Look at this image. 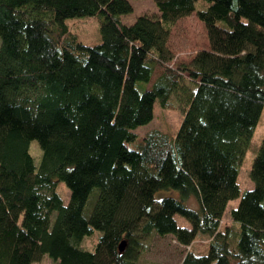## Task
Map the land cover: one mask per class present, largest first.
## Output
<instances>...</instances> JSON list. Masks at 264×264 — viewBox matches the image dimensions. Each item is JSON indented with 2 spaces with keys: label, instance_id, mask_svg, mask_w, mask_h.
<instances>
[{
  "label": "trees",
  "instance_id": "trees-1",
  "mask_svg": "<svg viewBox=\"0 0 264 264\" xmlns=\"http://www.w3.org/2000/svg\"><path fill=\"white\" fill-rule=\"evenodd\" d=\"M198 1L155 0L159 15L127 25L130 0H0V264L44 254L57 264H136L152 234L184 246L208 240L181 264H264V138L254 188L221 228L264 109V0ZM193 12L209 45L173 67L170 25ZM87 16L100 22L96 45L67 24ZM173 98L184 110L173 136L134 132L157 100L172 109ZM170 189L180 198H156ZM192 196L198 210L185 203ZM95 229V249L82 248Z\"/></svg>",
  "mask_w": 264,
  "mask_h": 264
},
{
  "label": "rangeland",
  "instance_id": "rangeland-1",
  "mask_svg": "<svg viewBox=\"0 0 264 264\" xmlns=\"http://www.w3.org/2000/svg\"><path fill=\"white\" fill-rule=\"evenodd\" d=\"M133 6V12L123 15L122 20L125 24H132L136 18L140 15H159V10L155 4V0H130ZM203 0L198 1V5ZM67 24L71 31L77 35L78 40L86 45H96L102 41L100 32V22L95 16L79 17L68 19ZM209 45L206 28L203 22L198 18L195 12L190 15L178 18L170 25V36L168 39V46L171 49L174 59L170 65L177 67L180 63L188 62L195 55V53L201 49L207 48ZM163 66L157 65L153 77V81L162 73ZM144 83H140V87L143 88ZM175 106L170 108H164L157 100L155 103V116L153 120L146 124L137 127L134 132L139 136H145L153 130H161L171 136H173L179 129L183 117L184 110L173 98ZM264 138V109L261 118L257 124L255 132L251 138L248 149L246 151L243 163L239 170L238 183L240 188V196L236 199L229 201L221 222V228L224 229L226 225H232L231 210L236 208L240 202L243 193L247 190L254 188V182L251 178V170L254 159L256 158L259 149L261 147ZM127 146L131 149H137V141L127 142ZM29 151L34 158L35 164L38 166L42 158V149L37 140H33L30 143ZM57 191L63 198L65 204L69 202L70 190L64 182H59ZM98 195V189L95 188L92 196ZM166 196H172L180 198L178 191L174 189L160 190L156 193V198H163ZM89 198V199H90ZM186 205L190 208L199 209L197 199L190 197L186 202ZM89 205V201H88ZM86 206V212L89 214L92 210H88ZM56 213L52 215L54 219ZM178 224L181 226H189V222L181 216L177 217ZM101 231L94 230V233L90 236H86L81 244V247L93 251L95 245L98 243L101 236ZM208 240L205 238L198 239L191 246H184L180 244L172 235L159 236L152 234L144 241V250L142 254L137 258L136 264H181L185 255L189 251L201 253L206 250ZM32 264H57V262L51 258L48 254H44L43 257L33 262Z\"/></svg>",
  "mask_w": 264,
  "mask_h": 264
},
{
  "label": "water",
  "instance_id": "water-1",
  "mask_svg": "<svg viewBox=\"0 0 264 264\" xmlns=\"http://www.w3.org/2000/svg\"><path fill=\"white\" fill-rule=\"evenodd\" d=\"M126 246H127V241H126V240H123V241L120 243V245H119V249H120L121 251H123V250L126 248Z\"/></svg>",
  "mask_w": 264,
  "mask_h": 264
}]
</instances>
